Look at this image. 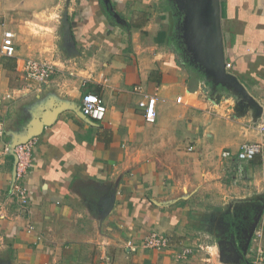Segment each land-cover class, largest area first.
Instances as JSON below:
<instances>
[{
    "label": "crops",
    "instance_id": "obj_1",
    "mask_svg": "<svg viewBox=\"0 0 264 264\" xmlns=\"http://www.w3.org/2000/svg\"><path fill=\"white\" fill-rule=\"evenodd\" d=\"M220 9L227 71L262 109L264 0ZM168 14L172 35L156 21ZM177 14L170 0H0V43L8 29L16 49L0 55V264H222L219 249L232 243L243 260L230 264H251L260 212L264 249L261 113L201 74L193 82ZM27 59L53 64L52 80H26ZM86 93L104 102L101 122L83 115ZM153 95L150 124L138 105ZM33 124L22 209L10 196V149ZM248 143L262 153L238 160ZM150 233L170 247L143 249Z\"/></svg>",
    "mask_w": 264,
    "mask_h": 264
},
{
    "label": "built area",
    "instance_id": "obj_2",
    "mask_svg": "<svg viewBox=\"0 0 264 264\" xmlns=\"http://www.w3.org/2000/svg\"><path fill=\"white\" fill-rule=\"evenodd\" d=\"M15 43L14 34L12 31L3 28L2 30V40L0 43V55L3 57L12 58L15 57ZM226 70L231 68L230 63L225 64ZM56 72L55 66L47 61H40L36 59H27L23 63V73L26 80L30 82H36L39 84L49 83ZM74 73L70 71V75ZM177 103L181 102V97L176 99ZM158 103V98L156 95L145 96L140 102L139 107L144 110V118L147 123L153 124L156 121V110L155 106ZM104 102L95 94L86 93L81 98V111L83 115L89 117L90 119L101 122L104 120L106 114V107ZM260 124L257 126L258 131L264 133V104L262 105V112L260 116ZM3 131L0 125V137H2ZM34 138L28 140L24 144L17 145L13 149L14 156L16 157V166L13 177V184L11 187L10 196L14 201L22 208L26 209L30 203V193L28 189L24 186L23 177L29 168L31 162V155L34 146ZM192 150V147L189 148ZM262 153L261 143H248L241 146L237 153V158L240 161H252L255 157ZM228 153H225L227 156ZM264 214V212H263ZM262 238V231L257 230L254 232L253 242L255 247L253 249V254L251 256V264H264V249L260 244V239ZM132 242L128 243L131 247ZM171 245L170 239L165 235L158 233L148 234L142 241L141 246L143 249L150 250H165ZM194 250L191 247L184 248L181 253L177 255V259L185 260L188 256L192 255ZM212 256L209 254L207 261H210Z\"/></svg>",
    "mask_w": 264,
    "mask_h": 264
},
{
    "label": "water",
    "instance_id": "obj_3",
    "mask_svg": "<svg viewBox=\"0 0 264 264\" xmlns=\"http://www.w3.org/2000/svg\"><path fill=\"white\" fill-rule=\"evenodd\" d=\"M180 15L178 31L183 51L188 56L189 62L197 70L192 73L193 82H198V76H205L206 83L225 87L232 90L236 95L243 96L257 109L259 116L262 109L260 105L252 100L236 76L226 70L223 37L221 30V9L220 0H170ZM204 82V83H205ZM206 91V88L203 85ZM40 128L46 125L47 121H40ZM37 124V123H35ZM29 129L24 140L15 143L13 149L20 144L38 136L39 131L34 126ZM38 132V133H37ZM16 160V157H15ZM16 163V162H15ZM261 212L257 215L255 223L251 228L246 240V249L249 245ZM233 245V247H232ZM229 244L226 249H219V261L222 264L240 263L243 256L236 252L234 244ZM247 264H250L247 262Z\"/></svg>",
    "mask_w": 264,
    "mask_h": 264
},
{
    "label": "rangeland",
    "instance_id": "obj_4",
    "mask_svg": "<svg viewBox=\"0 0 264 264\" xmlns=\"http://www.w3.org/2000/svg\"><path fill=\"white\" fill-rule=\"evenodd\" d=\"M175 7V6H174ZM176 12L178 13L177 9L175 8ZM179 14V13H178ZM177 14V15H178ZM178 19H179V22H180V17L178 16ZM156 21L157 22H161V25H162V31L164 33H167L169 35H172V31H173V27H174V23H173V17L171 14H168L167 15V18L165 17V22L162 21V19L156 17ZM178 28V27H177ZM175 34V32H174ZM178 36V35H177ZM181 44V43H180ZM183 46V45H182ZM218 262V260H217Z\"/></svg>",
    "mask_w": 264,
    "mask_h": 264
}]
</instances>
